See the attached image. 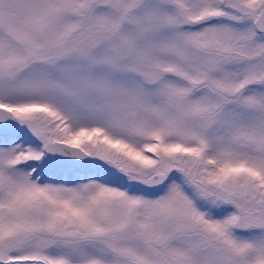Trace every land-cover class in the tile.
Returning a JSON list of instances; mask_svg holds the SVG:
<instances>
[{
	"label": "snow or ice",
	"instance_id": "snow-or-ice-1",
	"mask_svg": "<svg viewBox=\"0 0 264 264\" xmlns=\"http://www.w3.org/2000/svg\"><path fill=\"white\" fill-rule=\"evenodd\" d=\"M0 264H264V0H0Z\"/></svg>",
	"mask_w": 264,
	"mask_h": 264
}]
</instances>
